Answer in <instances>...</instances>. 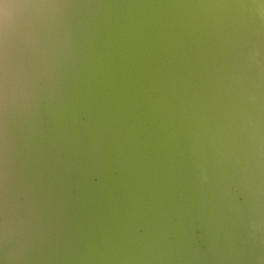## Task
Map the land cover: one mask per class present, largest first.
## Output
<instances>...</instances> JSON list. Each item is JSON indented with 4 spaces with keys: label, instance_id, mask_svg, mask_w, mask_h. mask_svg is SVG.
<instances>
[{
    "label": "water",
    "instance_id": "1",
    "mask_svg": "<svg viewBox=\"0 0 264 264\" xmlns=\"http://www.w3.org/2000/svg\"><path fill=\"white\" fill-rule=\"evenodd\" d=\"M0 264H264V0H0Z\"/></svg>",
    "mask_w": 264,
    "mask_h": 264
}]
</instances>
